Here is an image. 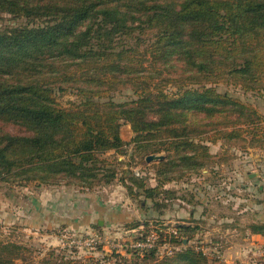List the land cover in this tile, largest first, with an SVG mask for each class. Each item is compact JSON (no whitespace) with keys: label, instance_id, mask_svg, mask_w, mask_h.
Returning a JSON list of instances; mask_svg holds the SVG:
<instances>
[{"label":"trees","instance_id":"obj_1","mask_svg":"<svg viewBox=\"0 0 264 264\" xmlns=\"http://www.w3.org/2000/svg\"><path fill=\"white\" fill-rule=\"evenodd\" d=\"M0 13L26 19L0 30V177L20 167L29 180L89 189L118 178L129 194L143 189L160 206L161 186L206 165L208 146L196 141L203 133L264 138V116L217 88L234 79L264 89V0H0ZM126 77L137 98L113 100L116 80ZM156 79L177 89L165 91ZM67 92L77 95L69 107L57 99ZM124 123L135 134L133 157L167 152L155 186L126 170L119 177L102 156L127 144ZM252 231L264 234V223ZM55 251L39 264H73ZM25 252L0 239V264H17ZM172 256L206 261L192 249Z\"/></svg>","mask_w":264,"mask_h":264},{"label":"rangeland","instance_id":"obj_2","mask_svg":"<svg viewBox=\"0 0 264 264\" xmlns=\"http://www.w3.org/2000/svg\"><path fill=\"white\" fill-rule=\"evenodd\" d=\"M25 23V18L0 13V30ZM154 33L155 30L150 29L143 32V36L149 40ZM145 63L148 65L150 62L145 59ZM150 68L153 72L149 74L154 75V65ZM132 76L137 75L129 78ZM129 78L116 80L115 90L111 93L113 100L137 98L132 87L136 83ZM155 82H159L165 91L177 89L170 80L156 79ZM154 84L151 82L152 86ZM217 88L264 116V89L246 90L239 80L234 79L219 82ZM57 99L69 107L77 101V95L58 93ZM222 130L231 129L223 127ZM214 131L203 133L202 141L196 140L208 146L209 155L207 159L203 158L206 165L185 171L179 180L161 186V194L156 198L160 206L153 204L155 199L152 197L146 198L143 189L134 187L136 193L129 194L128 188L118 178L89 189L79 184L40 183L26 179L28 174L23 173L22 168L14 169L0 177V239L24 246L27 257L17 260V264H39L52 249L56 250V257L64 255L73 264H193L187 259L170 260L172 254L181 249L202 251L206 261L198 264H228V252H216L211 245L219 239L224 246L236 235L225 230L224 235L216 237L209 229L212 222L197 221L195 212H191L195 209L194 203L200 201L197 197L203 199L207 196L216 202L229 195L242 196V182L247 184L249 179L245 171L250 170L255 176L264 173V138L256 135L227 138L225 133L219 135ZM121 133L127 142L124 148L102 156L119 172V177L126 170L127 177L133 174L144 176L147 186H155L157 181L152 179L156 176V168L164 165L160 160L147 162L143 156H132L131 139L135 134L130 124L124 123ZM152 149L143 152L167 154L166 151L152 152ZM176 172L175 176H179L180 172ZM258 184L254 185L256 192L259 191ZM163 189L171 193L166 196ZM166 197L170 200L166 201ZM224 206L228 205L222 203L213 208L217 213L228 214L229 210ZM181 224L186 228L184 232L177 233ZM153 248H156L155 255L146 257ZM114 251L120 255H111ZM238 254V264H245L251 257V253L243 256L242 250ZM252 259L256 264H264V250L256 252Z\"/></svg>","mask_w":264,"mask_h":264},{"label":"crops","instance_id":"obj_3","mask_svg":"<svg viewBox=\"0 0 264 264\" xmlns=\"http://www.w3.org/2000/svg\"><path fill=\"white\" fill-rule=\"evenodd\" d=\"M115 150H111L110 153H115ZM249 177L247 184L242 182V196L229 195L222 197L221 200L214 202L213 199L204 196L197 197L200 201L194 203L195 209L191 213L195 212L197 216L196 220L204 221L210 220V230L216 237L224 235V231H232L235 239H229L228 243L222 246V242L216 240L211 247L215 248L216 252H222L223 250L228 252V258L226 263L238 264V253L243 251V256H248L251 253L250 259L247 258L245 264H256L253 258L256 252L264 250V234L255 233L252 231V226L257 223H264V173L255 176L254 172L250 170L245 171ZM245 174V173H244ZM152 180H155L153 178ZM259 191L256 192L254 185L258 183ZM216 203V204H215ZM222 203L227 204L224 209L227 208L229 213L219 212L213 208L215 205L219 206ZM223 206V205H222ZM232 210V212L230 211ZM226 226V227H224ZM227 233V232H225ZM240 235V237H238ZM242 248V249H240ZM245 259H243L244 261Z\"/></svg>","mask_w":264,"mask_h":264},{"label":"water","instance_id":"obj_4","mask_svg":"<svg viewBox=\"0 0 264 264\" xmlns=\"http://www.w3.org/2000/svg\"><path fill=\"white\" fill-rule=\"evenodd\" d=\"M164 157H165L164 155L149 154L146 156V161L147 162L157 161V160L164 159Z\"/></svg>","mask_w":264,"mask_h":264},{"label":"built area","instance_id":"obj_5","mask_svg":"<svg viewBox=\"0 0 264 264\" xmlns=\"http://www.w3.org/2000/svg\"><path fill=\"white\" fill-rule=\"evenodd\" d=\"M174 232H176V230L174 231ZM140 246H143V244H139Z\"/></svg>","mask_w":264,"mask_h":264}]
</instances>
